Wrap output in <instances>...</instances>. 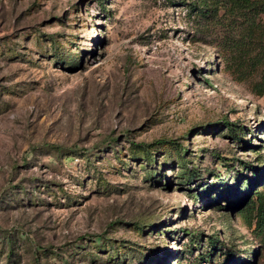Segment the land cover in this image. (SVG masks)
Returning <instances> with one entry per match:
<instances>
[{
	"label": "rangeland",
	"instance_id": "obj_1",
	"mask_svg": "<svg viewBox=\"0 0 264 264\" xmlns=\"http://www.w3.org/2000/svg\"><path fill=\"white\" fill-rule=\"evenodd\" d=\"M184 2L0 0V264H264V36Z\"/></svg>",
	"mask_w": 264,
	"mask_h": 264
},
{
	"label": "trees",
	"instance_id": "obj_2",
	"mask_svg": "<svg viewBox=\"0 0 264 264\" xmlns=\"http://www.w3.org/2000/svg\"><path fill=\"white\" fill-rule=\"evenodd\" d=\"M188 1L189 0H186L184 3L188 4ZM189 6L190 13L200 20H209L217 24L218 22L222 23L221 21L226 19L228 21L226 36H264V0H192ZM221 14L222 16H220ZM233 126V124H227V129L232 133H234ZM234 135L236 134L234 133ZM136 146L137 147L132 150L134 153H144L149 156L151 152L149 145ZM177 151L184 153V149ZM74 155L79 156L80 154L75 153ZM184 164L187 165V163ZM256 172L258 174V171ZM191 176H196V173H192ZM258 180L247 181L246 184L249 190L254 189ZM233 191L234 190L230 188L229 193ZM236 206H238V203ZM262 217L263 215L258 219L259 226L262 223ZM210 239L212 245L218 242L215 238ZM193 242H195V238ZM204 260H211V254L205 255Z\"/></svg>",
	"mask_w": 264,
	"mask_h": 264
}]
</instances>
